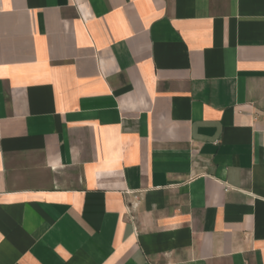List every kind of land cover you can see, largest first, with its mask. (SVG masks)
I'll return each mask as SVG.
<instances>
[{"label":"crops","instance_id":"1","mask_svg":"<svg viewBox=\"0 0 264 264\" xmlns=\"http://www.w3.org/2000/svg\"><path fill=\"white\" fill-rule=\"evenodd\" d=\"M0 264H264V0H0Z\"/></svg>","mask_w":264,"mask_h":264}]
</instances>
